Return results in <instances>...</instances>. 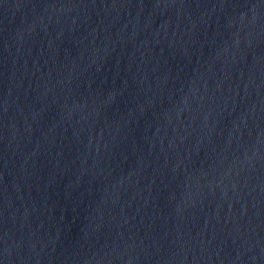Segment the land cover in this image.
<instances>
[{"label": "water", "instance_id": "obj_1", "mask_svg": "<svg viewBox=\"0 0 264 264\" xmlns=\"http://www.w3.org/2000/svg\"><path fill=\"white\" fill-rule=\"evenodd\" d=\"M0 264H264V0H0Z\"/></svg>", "mask_w": 264, "mask_h": 264}]
</instances>
